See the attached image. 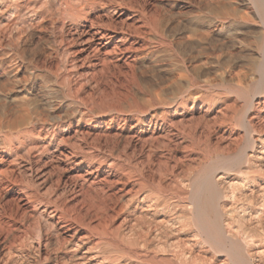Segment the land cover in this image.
<instances>
[{
    "label": "rangeland",
    "instance_id": "1",
    "mask_svg": "<svg viewBox=\"0 0 264 264\" xmlns=\"http://www.w3.org/2000/svg\"><path fill=\"white\" fill-rule=\"evenodd\" d=\"M13 1L14 2H12V0L10 1L1 0L0 2V9H1L0 10V37H1L0 38V119L2 120L3 118H6V120L9 122L15 121L17 125V128L14 129L15 131L13 130L12 136L10 137H8L5 133L6 128L0 127V155H3L6 158V159L4 158L5 160H3L4 161L3 163H0L1 164L0 168L12 169L15 171L12 178L10 177V175H7L8 177H10L9 178L10 180L8 179V177H4V179L1 178L2 187L0 189V218L3 221L7 217L14 216L16 210L15 208L16 201L14 198L16 192L15 191L16 185L23 186L22 183H24L23 187H25L26 189L29 187L32 193L35 196L37 195L36 197L38 204L36 203V206L33 208L34 210L33 209L31 210L29 208L28 209L29 211H27V213L24 212L26 213V216L28 215L27 217L22 218L24 217L22 216L23 213L22 215L21 214L17 215L16 218L14 217V219H16L14 220L15 223H18L17 225H19V229L17 230L19 233L17 231L12 232L11 233L12 235L10 236L11 239L9 238L8 242L11 243V241L17 239L19 241H14L12 245L14 248L11 246L9 250L10 253L11 252L13 253L11 255L9 254L12 260L8 258L9 255L6 254V252L3 251L0 247V264H57L59 262H60L59 264H76L75 262H78L79 261L78 258L81 256H86L87 258L92 257L91 259H89V261L92 264H98L103 259L104 261H110V260L117 261V260H122L121 258L127 259L129 257L127 255L125 256V252L121 251L122 250L121 248L124 247L126 251V249L128 248V243L127 245L126 244L120 245L121 243H119V241H116L114 236L117 231L122 232L124 231L123 228H126L125 226H127L126 225L127 223H125L124 220V218L128 216V214H126L127 209L123 210L122 211L123 213L120 212L119 215L117 216L111 214V216L113 215V219L111 222L107 224L108 228L106 227V230L109 229L108 234L105 232V230H104L105 233L100 232V230L103 231L102 224L100 225V222H97L99 221V219L95 221V218L92 217L93 211L98 209L97 205L99 201H101L103 194L100 191V189L97 190V183L91 184L92 188L90 187V185H88V183L90 182L85 184V186L89 187L88 192L86 193L87 196L86 194L83 195L82 206H80L79 208V206L76 205L77 209L76 206H74L70 200L71 197L70 193L68 192L67 189H65V187H63L64 185L62 183H64V181H68V179H70L74 174L73 172H75L78 169H80L83 173L85 170L90 169L91 167L94 168L95 167L94 165H97L96 161H98V157H99L98 154H105V156L109 154L107 156H111L113 153L112 157L113 158L120 157V161L121 163L124 162L122 163L124 166L128 165L129 160L133 161V158L131 157L132 154L130 153L131 149L128 145L127 146L125 145L126 144L125 140L122 141L123 139L117 138L115 136L118 125L109 124V118H111V115L115 116L118 113L127 111L129 109L128 105L129 106L134 105L137 108L138 107L141 108L145 105V103L148 102L149 99H151V96H153V94H157V93L159 96L161 95L162 98L164 97L166 101H169V99L172 98L171 96H174L179 92L181 93L186 89L185 81L191 78L194 79L196 82H198V84L201 86L200 93H203L206 88L208 89V91L216 92V90L218 91V88L221 85L232 86L242 82L252 86L257 80V73L252 71L251 67H249L250 63L247 62V60L250 58V56L255 58L257 57V51H255L256 50L254 48L255 45L253 44L254 42L253 36L256 35L255 34L256 31L252 32L246 30L247 31L246 32L245 30H240L233 32L234 36L232 34L230 35L228 34L230 36L229 37L227 34L225 36L224 33H219L217 31H213L214 29H212L210 34H206L205 32L207 26L205 22L206 17L208 16V13L214 8V6L211 5V3L208 0H202V1L201 0H75V1L62 0V2L61 0H56L55 2L54 0H41L42 2L40 1V3L38 4L39 5V8H37L38 15L36 16H34L33 13L32 14L29 13V11H28L29 13L28 15V13H26L27 10L25 11L24 9L23 10L25 12L22 10L20 11V13L17 14L13 10L15 5H17L18 3L17 1L19 0H13ZM211 2H215V1L212 0ZM41 4L42 6H40ZM75 4L77 6L79 4L80 6L77 7ZM207 4L208 6L211 5L212 7L209 6L208 8ZM205 9L207 10V12ZM21 12H24V14H22ZM111 13L112 15H109ZM116 13L122 14L121 16L124 15L123 17H121V19H123V22L122 21L121 22L124 25L123 27H125L124 28L125 33L127 35L130 34L129 38L131 40H137L139 42H141L142 40V42H144L145 45L147 44L146 48L150 47L153 48V50L149 49L152 50V52L149 50H148L149 52H145L144 50L142 53H146V55L142 53L133 55V60L131 61V63H129L130 65L128 66H125L123 63L118 61V57H117L118 54L116 53L117 55L115 54L112 56L113 59L109 58L110 61L108 59L109 61L108 64L104 66L102 65L103 68L101 67L100 69L97 70L98 72L95 71L94 73H92L90 71V67L88 66V62H87L89 61V59L87 58L84 60L86 56V52L85 53L79 52L80 46L75 40L76 35L74 34L73 40L70 35L73 34L75 29H80V26H83L84 24L85 26H87V24L89 25L93 19H94L92 21L93 24H97L99 22L97 24V26L100 25L99 27L110 28L107 26V24L112 22L113 26H115L113 29L117 28L116 30H119V28H121L122 25H120L121 23L120 21H118L119 19L116 20V16H115ZM23 15L24 17H22ZM30 15L31 18L36 17V19L39 18L40 20L39 19L36 20L37 22L35 20H34L35 22L31 21L32 23L34 22V24L32 25V23L29 20ZM105 15L109 17H106ZM5 18L6 19L8 18V20H5ZM12 18H14L13 19L14 24L10 26L9 23L12 22L11 21ZM109 19L111 22L109 21ZM100 20L102 22L101 24H100ZM6 21L8 22L9 25L5 23ZM117 24L120 25L121 27L118 26ZM193 26L197 27V29L199 30L202 28L201 30H203L204 33L199 30L198 31L199 33L201 32L200 33L201 35L204 34L203 35L204 37L199 35L198 32H196L198 33V35L194 33V35L192 36L189 31ZM6 33L9 34L7 35ZM186 35L188 36V38ZM206 35H208V37H206ZM5 36L8 39H5L6 38ZM209 36H211V38ZM201 38L202 39L205 38V40L204 39L201 40ZM245 55H250V56L248 57ZM180 67L185 69V71H183V69H181ZM212 86L214 89L212 88ZM208 91L206 90V92ZM149 96L150 98H148ZM225 98L228 100L224 99L225 102L222 101L217 102V106H216L217 108H215V111L219 110L222 107L223 103L226 104L228 101H229L228 103L231 105H229L228 103L227 104L233 108V111L239 109L240 106L242 105V101L236 98L232 94L226 93ZM21 105L28 113L29 118L33 119V120H29V122L31 123L30 125L26 124V120L21 121L22 113L19 110V107ZM13 107L16 111L12 109ZM34 107L36 108V110ZM30 114L33 116V118ZM232 116L233 113L228 114V119L230 120L229 122L232 121L231 126L233 127V130L235 129L236 132L235 138L231 140V143L230 141H225V142H219L218 143L219 145L214 143L213 141V143L210 144V147L213 148L212 150L214 152L212 151L210 155L208 154L210 158L214 159L216 157L215 150L216 147L218 148V146H219L218 148L219 151L217 152L220 151L224 152L226 148H228L226 150L230 149L229 151L233 152L237 149V146L243 143L242 132L240 131V129L238 130V128L234 126V118ZM132 117L136 118V115H132ZM33 126L34 128L35 127L36 128L35 130H32L33 132L29 138L28 136L25 137L27 139V140L24 139L26 140L25 143L19 142L18 140L15 139L14 135H16L15 133H18L16 131L21 132L24 131L25 128H26L25 130H29L33 128ZM2 128H4L5 130ZM52 129L55 134V138H53L52 141L49 139L51 136H49L47 140L42 141V138H37L36 135H34L37 134L39 130H43L42 131L43 133L40 132L41 133L40 137H43V134L46 133L45 130H49L48 133L50 134L52 132L51 131ZM76 130L79 131L80 133L79 132L76 133L77 132ZM74 132L78 136V139L76 135L74 137L73 134ZM62 135L63 137L66 136H72V137L67 138L69 141L67 140V142L65 141V143L58 144L59 148L64 146L63 148H61V150L63 149L72 150L74 147L73 150L75 153L78 152L79 153L78 155L76 154V156L74 155L69 159L67 158L68 159L67 161V159H64L63 156L62 157L58 156L56 158L53 156L52 158V156H50L49 153L46 154L44 153L45 155L41 154L42 160L46 158H48L46 161L49 160L48 162H46V166L48 164L47 167H49L50 170L52 168L50 172L51 175L48 178H45V182H42L41 180L39 181V179H37L36 177L31 178L27 172H23L24 167L28 164L27 163L28 158L25 152L23 151L22 148L23 146H25L26 144L32 145L34 143L35 145L38 144L41 145L42 143L47 144L48 141L49 142L51 141L49 143V146L51 150H53L56 147L55 145H57L56 140H58V137L60 138V136ZM97 137L99 138L95 139ZM71 139L73 140L72 142ZM89 139L92 140L89 141ZM201 140L204 139L202 138ZM201 140L199 141L198 144H196L198 142L197 141L194 145L191 146L186 145L189 149H193V152H191V150L189 151V149L187 148L186 149L187 153L184 154L186 150H181V148L180 149L176 148V152L169 153V156L170 154H172L171 157L176 156L175 158H177V160H175L174 157L173 158H174V162H177L178 164L177 165L178 167L175 166L174 162H172L173 160H171L170 161L171 169L168 165L170 169L169 171L172 172L174 170L173 171L174 175L177 174L175 172L179 173V171H181L185 175V172L186 174H188L190 170H196V168H198L203 162V158L206 155L205 151L207 150L205 148L206 146L204 145V142ZM74 141L77 143H73ZM78 143L79 145H77ZM11 144L12 146L19 145L18 148L20 151L18 150V152H16V154L18 155V157H16L18 159V160L16 159L17 162L15 158H12V156L14 157L13 153L11 154V152H9L11 149L9 148ZM75 145L81 149L79 150V148L75 147ZM84 145L87 148L89 146L88 149H90L91 151L88 150V153L90 156L87 154L86 152L87 148H85ZM82 146L84 147L82 148ZM156 147L157 149L159 148L156 153V155L159 156L158 158L157 156L155 157V161L159 160L160 159L159 157H161V155L162 157L165 156L163 157V159H161V161L162 160L164 161V158L168 156L167 152L165 153L166 148L163 149L164 145H159V146L156 145ZM15 148L17 147L12 148V151H14ZM82 149L84 150L82 151ZM95 150L98 151L96 152L97 156L94 155ZM99 150L101 151L100 153ZM109 151H111V153ZM82 152L83 155L84 153H86L88 156L85 154V156L83 157ZM188 153L190 156L189 160L194 161V162H189V160H185L186 162H189V164H187L183 158V156L187 155ZM124 154L126 156L127 155L130 156L131 158L129 157L130 159L127 161L128 157L124 156ZM122 155L123 158L126 157L127 159L124 160L123 158H121ZM195 156L198 159H196ZM50 158L52 162H50ZM43 162L45 163V160ZM76 162L78 163L77 165H75ZM183 162L185 163L183 164ZM91 163L93 165H91ZM162 163L163 162H161V164ZM179 163L180 164L182 163L183 165L181 164V166H179L180 165ZM192 163L194 164L192 165ZM54 165H57L58 167L60 165L59 167L60 169ZM172 167L174 169H172ZM16 169L18 172L16 171ZM175 170H179V171H175ZM21 172L25 174H22ZM181 172L179 174H181ZM4 180L6 181L7 184L5 183ZM20 180L21 182H19ZM15 182H17L19 185ZM13 183L16 185L14 186ZM4 186L6 187L4 188ZM48 186L52 188H49ZM61 188H62V192H61ZM29 189H27L28 192H31ZM105 192L109 194L108 191ZM73 206L75 208H73ZM51 208L52 209L56 208L57 211H59L60 209V212L61 210H64V212L68 213L67 215L69 216V218L70 219L72 218L73 221L72 225L73 227L75 226L74 228L77 229L79 235L78 237L84 240V241L82 240L83 243L81 242L80 244L81 247H79L78 250L74 251L73 248H69L70 246L63 243L61 239L62 237L57 235L53 227H51L49 223L45 221L47 219L45 213L46 210L44 209L50 211L52 210ZM65 209H67V211ZM85 210L87 212L92 211V213H90L91 214L90 217ZM175 210L177 209L175 208ZM1 212L2 214L4 213L3 214L4 216L1 215ZM169 212L170 213L167 212L161 215H157L156 218L157 217L158 219H162L163 217L170 218L175 213L174 209H172V211L169 210ZM32 215H34L33 216L34 218L38 217L37 218L38 220H35L36 218L34 219ZM20 218H22L23 220ZM121 218L124 221H122ZM153 219H155V217L152 218V220ZM28 220L30 222H28ZM135 220H136L135 222L136 224L137 223L139 224L140 221V226L143 225L142 226L143 228L147 226L149 223L151 226L154 225L151 224L152 220L150 217L147 220L145 219V221L150 220V222L148 221V223L146 224L143 222L144 218L143 221H141L142 218L141 219L136 218ZM141 222H143L142 225ZM95 226L96 228H94ZM81 234L82 235L84 234L85 237L82 236ZM165 234H166L165 236H168L167 239L170 242H172L174 238V243L172 244H175V241L181 242L180 245L185 243V241L188 242V240L191 243H194L193 241H196V238L195 239L193 238L194 234L192 233V231H187L185 234L177 233L178 235L177 234L176 235L179 236L181 239L175 236L174 234H172L171 236L167 235V233ZM80 235L82 237H80ZM86 235L88 237V240ZM106 235H108L107 238ZM173 235L177 238L173 237ZM13 236H16V239H14ZM110 236L112 237L111 239H113V237L114 239L111 240ZM169 236L172 239L171 238L169 239ZM185 236H187V238ZM183 237L185 239H182ZM188 237H190L191 239L190 238L188 239ZM165 238L166 237H164L163 239ZM105 239L110 240V242L108 240L107 242ZM115 241L119 244H117ZM45 242L47 243V245L46 248L44 249L42 246L45 244ZM39 244H42L40 249L41 256L40 255L37 256L36 255L37 252L35 251L37 248L36 246H38ZM117 245L122 247L120 248ZM125 246L127 248H125ZM200 246L201 245H197L194 248L195 249H197V247L201 248L195 250V253L196 252L198 254L201 253L202 255L200 254V257L201 256L206 257V258L202 257V259L206 260L203 262H206V264H218V263L222 264L223 258L221 255H216L214 253L212 254L211 250L209 251V249L206 246H202V247ZM5 247H8V245H6ZM131 249L132 247H130L128 250ZM14 254L15 256H12ZM202 259L201 258L199 259L201 263L200 261H198L199 262L198 264L203 263ZM207 259H209V261H207ZM61 260L63 263H61ZM63 260H65V262ZM131 260L133 259L131 258Z\"/></svg>",
    "mask_w": 264,
    "mask_h": 264
},
{
    "label": "bare ground",
    "instance_id": "2",
    "mask_svg": "<svg viewBox=\"0 0 264 264\" xmlns=\"http://www.w3.org/2000/svg\"><path fill=\"white\" fill-rule=\"evenodd\" d=\"M40 1L41 0H19L17 1L18 3L17 5H15L13 11L18 14L20 13V11L24 9L25 11L27 10L26 13H28L29 11V13L31 14L33 13L34 16H36L38 15L37 8H39L38 4L40 3ZM55 1L56 0H54V2ZM208 1L211 3V5L214 6V8L208 13V16L206 17V21H205L207 24L206 30H205L206 34H210L212 29H214L213 31L224 33L225 36L226 34L233 35V32L240 31V30H245V31L247 30V31H252V32L256 31L255 33L256 35L255 36L252 35L254 37V39L253 38L252 39L254 40L253 44L255 45L254 47L256 49L255 51H257V57L255 58L250 55H245V56H248V57L250 56L247 62L250 63L249 67H251L252 71L257 73V80L252 86H250L247 83L242 82V83H238L232 86H222L221 85L218 88V91L216 90V92L208 91L207 88L206 89L204 88L205 89L204 92L200 93L201 86L198 84V82H196L194 79L191 78L185 81L186 89L181 93L177 92L178 94H175L173 92L175 95L171 96L172 98H170L169 101H166L164 97L162 98V96L161 95L159 96L157 93V94H153V96H151V99H149L148 102L145 103V105L141 108L139 107L137 108L134 105H130V106L128 105L129 109L127 111L118 113L115 116L111 115V118H109V124L118 125L117 126L118 128L116 127L117 129H116L115 136L117 138L123 139L122 141L125 140L126 142L125 145L126 146L128 145L131 149L130 153L132 154L131 157L133 158V161L129 160L131 158L130 156L128 155L126 156L124 154V156L128 157L127 159L126 157L123 158V155H122L121 158H123L124 160L127 159V161L129 160L128 165L124 166L122 164L124 162L121 163L120 157L119 158L112 157L113 153L111 156H107L109 155L107 153H106L107 154L106 156L105 154H98L99 156L98 161H96L97 165H94L95 166L94 168L93 167H91L90 169L86 168L87 170L85 171L83 170L84 171L83 173L80 169H78L75 172H73L74 176L72 175L70 179H68L67 177L68 181H64V183H62L64 185L63 187H65V189H67L68 192L70 193V196H71L70 200L73 203V205L74 206L78 205L79 208L80 206H82L83 195H85L89 189V187L85 186V184L90 182L88 183V185H90L91 187V184L97 183V190L100 189V191L104 195L102 194V199L101 201H99L100 204L98 203L97 205V208H98L97 210H94L93 213L92 211H88V212L86 210L85 211L87 212L89 217L91 216L90 213H92L93 214L92 217L95 218V221L99 219V221L97 222H100V225L102 224V229H103V231L100 230V232H103V233L106 232L108 234L109 229L106 230V227H107V224L112 221L113 215L117 216L119 215L120 212L127 209L126 214H128V216L124 218L125 223H127L126 224L127 226H125L126 228H123V230L126 232L117 231L114 236H115V240L121 243L120 245H125V244L127 245L128 243V248L125 246V248H127L126 251L124 247L121 248L122 246L121 247L118 245L117 246L120 247L122 249L121 251L125 252V256L127 255L129 258L127 259L121 258L122 260H117V261L116 260L104 261L103 259L98 264L100 263L101 264H198L199 263L198 261H200L199 260L200 258L202 259V257L204 258L206 257L205 256L200 257L201 253L200 254H198L197 252L195 253V250L201 249L198 247L197 249H195L194 247L197 245H201L200 247L206 246L209 249V251L211 250L212 254L214 253L216 255H221L223 258L222 264H264V0H214L215 2H211L212 0L211 1L208 0ZM12 2L14 1L12 0ZM40 6H42V4ZM78 6L80 5L78 4ZM209 6L207 4L208 8ZM24 12H21V13L24 14ZM112 13L109 15H112ZM121 15L122 14L120 13L115 14L116 20L119 19L118 21H120L121 23L119 24L122 25L121 27L120 25L117 24L118 26L121 27L119 28V30H116L117 28L113 29L115 26H113L110 19L109 21L111 23L107 24V26L110 28H102V27H99L100 25L97 26L99 22L97 24H93L92 21L94 19L92 18L93 19L91 21L92 23L90 22V24L89 25L87 24V26H85V24L83 26H80V29H75L73 34L70 35L72 40L74 39L73 38L74 34L76 35L75 40L80 46V50L77 48L79 52L81 53L86 52V56L84 60L87 58L89 59V61L87 62H88V66L90 67V71L92 73H94L95 71L98 72L97 70L100 69L102 65L104 66L108 64L110 61L109 58L113 59L112 56L115 55L116 53L119 55L118 56L116 54L118 57V61L123 63L125 66H128L130 65L129 63H131V61L133 60V55L141 54L144 50L145 52H149V51L152 52L153 50V48H150V47L149 48L147 47L148 48L147 49L146 48L147 44L145 45L144 42H142V40L141 42H139L137 40H131L129 38L130 34L127 35L125 33L124 31L125 27H123L124 25L122 24L123 19H121V17H123L124 15L123 16ZM22 17H24V15ZM106 17H109V16H106ZM13 19L14 18H12L11 20L12 22L9 20L11 22L9 23L10 26L14 24ZM38 19H36V17L31 18V15H30L29 20L31 22L34 20L36 21ZM97 19H100V18H97ZM5 20H8V18L7 19L5 18ZM24 21H25V18H24ZM34 22L33 23L31 22L32 25L34 24ZM5 23L8 24L7 21ZM101 23L102 22L100 20V24ZM75 27H78V26H75ZM201 29L199 30L197 29V27L193 26L189 32L193 36L194 33L196 32L198 33L199 31L203 32V30ZM198 33H196V35H198ZM200 33L199 35H201ZM206 37H208V35H206ZM209 37L211 38V36ZM5 39H8V38L6 37ZM203 39L205 40V38ZM203 39L201 38V40ZM149 49H152V50H149ZM142 54L146 55V53H142ZM225 63H226V60H225ZM183 71H185V69H183ZM206 90L208 92H206ZM226 93L232 94L236 98L240 99L242 101V105L240 106L239 109L233 111V108L229 106L231 104H229L228 103L229 101H228L227 103L229 105L227 103L226 104L223 103L222 107L221 108L219 107L220 109L215 111V108H217L216 107L217 102L219 101L225 102L224 99H226L225 98ZM148 98H150V96ZM12 109L16 111L14 107ZM19 110L22 113L21 121L26 120V124L30 125L31 123L29 122V120H33V119L29 118L28 113L25 111L22 105L19 107ZM230 113L231 114L233 113L232 117L234 118V126L238 128V130L240 129V131L242 132L243 143L237 146V149L233 152L229 151L230 149L226 150L228 148L225 149L224 147H223L225 149L224 152H221V151L217 152L219 151L218 149L219 146L218 148L214 146L216 147V150L214 148V150L216 151V157L214 159L210 158L209 155L213 151L212 150L213 148L210 147V144L213 143V141L216 144H218L219 142H225V141H230L231 143V140L235 138V135H236L235 129L233 130V127L231 126L232 121L229 122L230 120L228 119V114ZM132 115H136V118H133ZM0 127H5L6 128L5 133L8 137H10L12 136L13 130L17 128V125L15 121L9 122L6 120V118H3L2 120L0 119ZM35 128L33 126V128L29 130H25L26 129L25 128L24 131H21V132L16 131L18 133H15L16 134L14 135L15 139L18 140L19 142L25 143V141L27 140L25 137L28 136L29 138L33 132L32 130H35ZM42 131L43 130H39L37 134H34V135H36L37 138H42V141L47 140L49 136H51L49 138L51 141L53 140V138H55L53 129L51 130L52 132L50 134L48 133L49 130H45L46 133L44 132L45 134H43V137H40V134H41L40 132ZM78 132L79 131H77L76 133ZM73 134L75 137L76 135L75 132ZM69 137H72V136L63 137L62 135L60 136V138L58 137V140H56L57 145H55L56 147L53 150H51L49 146V143L51 141L50 142L48 141V143L46 142L47 144L41 142L42 143L41 145L39 144L35 145L32 139L34 144L32 145L26 144L27 146L26 145L23 146L22 144L23 151L25 152L28 158V161H29V162L27 161L28 164L24 167L23 172H27L31 178L36 177L37 179H39V181L41 180L42 182H45V178H48L51 175L50 172L52 168L50 170V168L47 167L48 164L46 166V162H48L49 160L46 161L48 158L42 160L41 154L49 153L50 156H52V158L53 156L55 158L58 156H61V157L63 156L64 159H67V158L69 159L72 156L74 155L76 156V154L77 155L79 154L78 152L76 153L74 152L73 145H72L73 147L72 150L70 149L61 150V148H63L64 146L59 148L58 144L65 143V141L67 142L68 140L67 138ZM98 138L99 137L95 139H98ZM202 138L204 140H201ZM77 139H78V136H77ZM91 140L89 139V141ZM200 140L204 142V145L206 146L205 148L207 149V150L205 149L206 151L204 150L206 152V155L205 157L203 156L204 158H203V162L201 163V165L198 168H196V170H190L188 174H186L185 172V175L181 171H179V170H182L183 168L179 170H175V171H179V173L181 172V174H179L178 172H175L177 174L174 175L173 174L174 170L172 172L169 171L171 169L170 161L173 160L172 162H174V158L176 157V156L171 157L172 154H170L169 156V153L176 152V148H179V149L181 148V150H186L188 148L186 145L188 146L194 145L197 141L198 142L196 144H198ZM72 141L73 140L71 139V142ZM73 143H77V142L74 141ZM12 144L9 147L11 148L9 152H11V154L13 153L14 157L12 156V158H15L16 160L17 159L16 157H18L16 152H18L19 150L18 148L19 145L15 144L16 146H12ZM77 145H79V143ZM156 145L158 146L164 145L163 149L166 148L165 153L167 152L168 156L164 158V161L163 160L161 161V159L165 157V156L162 157L161 155L162 153L160 154L162 158L159 157L160 161L157 159H156L157 161H155V157L157 156L156 153H157V150L159 149V148L157 149ZM84 146H82V148ZM14 147H17V148H15L14 151H12V148ZM75 147L77 146L75 145ZM85 148L87 147L85 146ZM88 148L86 152L89 155L88 150L89 151L91 150ZM80 149L81 148H79V150ZM83 150L84 149H82V151ZM190 150L191 152H193V149H189V151ZM96 152L98 151L95 150L94 155L97 156ZM100 152L101 151L99 150V153ZM109 152L111 153V151ZM186 153H187V150L184 154ZM85 154L86 153H84L83 155V152H82L83 157L85 156ZM90 154H93V153H90ZM134 154L137 156H135ZM4 158L5 157L3 155H0V163L4 162L3 160L6 159ZM183 158H184V161L189 160L190 158L189 153L183 156ZM195 158L198 159L196 156ZM44 160H45V163L43 162ZM175 160H177V158H175ZM50 162H52L51 158H50ZM161 162L163 163L161 164ZM185 162H183V164ZM189 162H194V161L189 160ZM189 162H186V163L189 164ZM77 164L78 163L76 162L75 165ZM181 164L179 166H181ZM193 164L194 163H192V165ZM91 165L93 164L91 163ZM174 165L177 166L178 165L177 162H174ZM54 166H57V165H54ZM173 167L172 169H174ZM53 168H56V167H53ZM14 172L15 171L12 169L0 168V189L2 187V184H1L2 179H4V177H8L7 175H10V177L12 178V176L14 175ZM23 172L21 173L25 174ZM10 177H8V179ZM19 182H21V180ZM22 184L24 186V183ZM15 185L16 184H14V186ZM23 186L22 185L15 186L16 192H15L14 198L16 201V204H15L16 210H15V213L13 212L14 216L7 217L9 215L8 214L7 216H5L7 217L6 219H4L5 217L3 218L4 219L3 221L0 218V247L8 255L13 254L12 252L10 253L9 250L11 246L13 245L14 241H19L17 239V240L11 241V243L8 242V239L12 235L11 233L19 229V225H17L18 223H15L14 220L16 219H14V217L16 218L17 215L19 214L22 215V213H23L22 216L24 217L22 216L20 217L22 218L27 217L28 215L26 216V213L27 211H29L28 209L30 208L32 210L36 206V203L38 204L37 197H36L37 195L35 196L32 193V191L28 187L29 185L26 187H28L27 189H29L31 192H28V190ZM5 187L6 186H4V188ZM49 188H52V187H49ZM105 191H108L109 194H107ZM61 192H62V188H61ZM74 206L73 208H75ZM175 208L177 210H175ZM76 209H77V206H76ZM172 209H174L175 213L173 214V216L169 215L171 216L170 218H165V217H163L162 219H158V217L156 218L157 215H161L167 212L170 213L169 210L172 211ZM44 210H46L45 213H46V219H47L45 221L49 223L51 227H53L57 235L62 237L61 238L62 242L70 246L69 248H73L74 251L78 250V248L81 247L80 246L81 242L83 243L84 240L78 237L79 236L78 231L76 228H74L75 226L73 227L72 218L71 219L69 218V216L67 215L68 213L64 212V210H61L60 212V209L59 211H57L56 208L50 211L47 209H44ZM65 210L67 211V209ZM3 214L1 212V215ZM111 214L113 215L111 216ZM33 216L34 215H32V217ZM149 217L151 218V220L152 218L155 217V219H153L151 222V224L152 225L154 224V225L151 226L149 223L147 226L144 225L146 228L145 227L143 228L142 227L143 222L145 224L148 223V221L150 222V220L145 221V219L147 220L149 219ZM35 218H34L35 220H38L37 219L38 217H35ZM136 218H139V219L142 218L141 221H143V218H144V221L141 222L142 226H140V221H139V224L135 223ZM28 222L30 221L28 220ZM94 228H96V226ZM187 231H192V233L194 234L193 238L194 239L196 238V241H193L194 243H191L188 240V242L185 241V243H183L182 245H180L181 242H177V241H175V244H172L174 243V238H173V241L170 242L167 239L168 236H165L166 235L165 233H167V235H170V236L172 234L177 236L178 234H181V233L185 234ZM81 235L80 237L82 236L85 237L84 234L82 236ZM174 235L173 237H175ZM107 236L108 235H106V238ZM170 236H169V239L171 238ZM13 237L14 239H16V236H13ZM164 237L166 238L163 239ZM185 237L187 238V236ZM111 238L112 237L110 236V239ZM189 238L190 237H188V239ZM182 239H185V238L183 237ZM87 240H88V237H87ZM108 241L110 242V240ZM6 245H8V247H5ZM41 245L42 244H39L38 246H36L37 248L35 251L37 252L36 253L37 256L40 255ZM46 245L47 243L45 242V244L42 247L45 249ZM129 246L132 247L131 250H128L130 248ZM4 247L7 249H5ZM207 248H206V251H207ZM10 255L9 257L8 256L7 257L10 258L11 257ZM12 256H15V254ZM95 256H98V255H95ZM71 258H74V257H71ZM91 258H87L86 256H81L78 258L79 261L75 263L76 264H92L89 261V259ZM131 258L134 261L131 260ZM10 259L12 260V258ZM63 261L65 262V260ZM203 261H206V260L202 259V262ZM207 261H209V259H207ZM61 263H63L62 260H61ZM204 263L206 264V262H203L202 264Z\"/></svg>",
    "mask_w": 264,
    "mask_h": 264
}]
</instances>
